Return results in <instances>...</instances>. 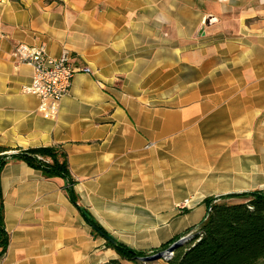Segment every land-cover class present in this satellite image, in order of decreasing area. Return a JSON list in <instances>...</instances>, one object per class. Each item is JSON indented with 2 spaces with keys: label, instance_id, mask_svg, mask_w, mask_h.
Returning <instances> with one entry per match:
<instances>
[{
  "label": "crops",
  "instance_id": "1",
  "mask_svg": "<svg viewBox=\"0 0 264 264\" xmlns=\"http://www.w3.org/2000/svg\"><path fill=\"white\" fill-rule=\"evenodd\" d=\"M204 20L211 30L191 39ZM167 23L168 39L190 38L188 48H160ZM18 43L43 44L53 57L67 49L91 71L74 75L55 119L38 115L37 98L22 90L31 68L11 56ZM160 55L170 58L150 68L149 57ZM185 68L194 75L181 84ZM261 118L264 0H0V146L61 145L79 205L134 251L157 249L196 225L205 198L254 191L234 179L229 153L243 165L233 153ZM250 154L260 157L252 144ZM63 186L23 162L4 165L9 244L0 264H150L121 260L92 237ZM185 200L192 210L180 215Z\"/></svg>",
  "mask_w": 264,
  "mask_h": 264
},
{
  "label": "trees",
  "instance_id": "2",
  "mask_svg": "<svg viewBox=\"0 0 264 264\" xmlns=\"http://www.w3.org/2000/svg\"><path fill=\"white\" fill-rule=\"evenodd\" d=\"M9 162H23L38 171L44 180H62L70 202L90 227L92 237L102 239L104 247L112 249L121 260L160 253L186 236L173 249L172 256L164 261L166 264H264V190L207 197L203 200L205 214L196 225L157 249L134 251L115 241L88 210L79 205V198L73 190L75 181L69 172L67 156L61 145L14 150L0 146V172ZM229 199L238 202H226ZM108 237L115 241L114 245L106 239ZM8 244L0 188V256L6 252ZM106 264H119V261L110 260Z\"/></svg>",
  "mask_w": 264,
  "mask_h": 264
},
{
  "label": "built area",
  "instance_id": "3",
  "mask_svg": "<svg viewBox=\"0 0 264 264\" xmlns=\"http://www.w3.org/2000/svg\"><path fill=\"white\" fill-rule=\"evenodd\" d=\"M11 56L31 68L30 82L22 90L37 98L36 113L44 119L57 117L60 101L68 93L74 75L91 72L88 66L77 65L67 49H62L58 57H53L48 54L43 44L18 43L12 49ZM188 204L187 200L182 201L176 205V209L188 207ZM172 254L173 246L154 254L153 257L165 261Z\"/></svg>",
  "mask_w": 264,
  "mask_h": 264
},
{
  "label": "rangeland",
  "instance_id": "4",
  "mask_svg": "<svg viewBox=\"0 0 264 264\" xmlns=\"http://www.w3.org/2000/svg\"><path fill=\"white\" fill-rule=\"evenodd\" d=\"M162 16H165L169 18V16L167 14H162ZM214 24V23H210V22H207V20H204L203 23L200 24V26L196 29V31L194 32V34H192V38L193 37H196V38H200L201 35H203V33L205 32V29L210 31V27L211 25ZM171 25H169L168 23L167 24H161L160 25V36L164 38L163 42H160V48H163V47H168L170 46L171 44L173 45H178V43L180 42L181 43V48H188V44L190 41H193V40H190L187 39V40H180L179 42L178 41H174V40H169L168 37L169 35L172 33L171 30H168V28H170ZM230 27H232V30L235 31L236 30V25L235 23H231L230 24ZM154 47H158V44H153ZM169 59L170 57L167 56V55H160V56H150L149 59H150V63H149V66L150 68L154 67L157 65V62L160 64V61H162L163 59ZM182 71V70H181ZM156 73L158 72H155V73H151L150 74V81L152 82V86L153 87H157V85L160 84V80L157 78V75ZM194 72H189L187 68H185V71L184 72H181V84H184L188 81V78L190 75H194L193 74ZM158 76H160V72L158 73ZM181 90H182V93L184 94H188L189 93V88L181 85ZM241 105H239L240 107ZM244 122H245V128L247 127V119L246 118H243ZM257 130L259 129L260 132H257L258 133V138L257 139H252V134L251 132L254 134V130ZM249 130V129H248ZM246 131V136H245V140H244V144H245V148L243 149L242 152H238V153H233L234 155H238L240 158H242V166L240 167H237L238 165V161H237V158L236 157H233L231 158V153H229V163L232 164V168H228L229 171H232L234 174V179H237L239 182V186H243L246 190H256V189H261V190H264V119L261 118V119H257L256 121L253 122L252 124V127L250 129V134L248 133L249 131ZM249 135V136H247ZM230 138V140H234L231 144H235L236 143V140L233 139V137H228ZM251 144L252 146L255 145L256 146V149L258 151V155H260L259 158H253L252 155L253 154H250L251 152ZM256 153V151H255ZM256 159L257 162L256 163H252L253 161H255ZM243 173V174H242ZM237 174L239 176H237ZM230 179H233L232 177L229 178ZM226 202L228 203H234V202H238V200L236 199H229L227 200ZM189 205V204H188ZM189 208V209H188ZM192 210V209H191ZM190 210V207H185L183 209H180V215H184L186 214L187 212L191 211ZM196 216V214H193V216H190V218H188L189 221L193 220V218ZM95 219V218H94ZM96 220V219H95ZM98 222V221H97ZM99 223V222H98ZM100 224V223H99ZM102 226V225H101ZM112 234H115V233H112ZM186 236H183L181 237L182 238H185ZM102 245H103V242H102ZM154 254H151V255H148L146 258L148 260L144 261V262H147L149 261L150 264H157L155 263L157 260H160V264H162V260L161 259H157L155 257H153Z\"/></svg>",
  "mask_w": 264,
  "mask_h": 264
},
{
  "label": "water",
  "instance_id": "5",
  "mask_svg": "<svg viewBox=\"0 0 264 264\" xmlns=\"http://www.w3.org/2000/svg\"><path fill=\"white\" fill-rule=\"evenodd\" d=\"M238 194V193H237ZM111 244H115V241L113 240V239H111V238H106ZM181 242H182V240L181 239H179L177 242H175L174 244H172V246H173V249L176 247V246H178V245H180L181 244ZM131 253H133V251H131ZM155 258H157V257H155ZM139 260H142V261H146V260H148L146 257L145 258H139Z\"/></svg>",
  "mask_w": 264,
  "mask_h": 264
}]
</instances>
